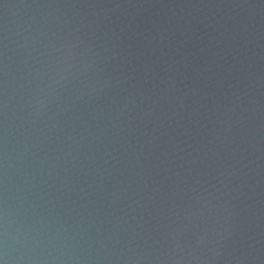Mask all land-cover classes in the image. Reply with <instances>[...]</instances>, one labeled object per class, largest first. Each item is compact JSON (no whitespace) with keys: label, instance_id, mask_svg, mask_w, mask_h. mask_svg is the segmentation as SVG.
I'll return each instance as SVG.
<instances>
[{"label":"water","instance_id":"95a60500","mask_svg":"<svg viewBox=\"0 0 264 264\" xmlns=\"http://www.w3.org/2000/svg\"><path fill=\"white\" fill-rule=\"evenodd\" d=\"M0 260L264 264V0H0Z\"/></svg>","mask_w":264,"mask_h":264},{"label":"clouds","instance_id":"9594fccd","mask_svg":"<svg viewBox=\"0 0 264 264\" xmlns=\"http://www.w3.org/2000/svg\"><path fill=\"white\" fill-rule=\"evenodd\" d=\"M0 264H6V261L0 260Z\"/></svg>","mask_w":264,"mask_h":264}]
</instances>
